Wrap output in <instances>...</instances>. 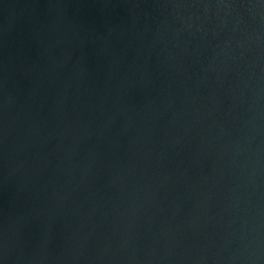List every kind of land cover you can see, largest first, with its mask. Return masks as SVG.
<instances>
[{"label": "water", "instance_id": "water-1", "mask_svg": "<svg viewBox=\"0 0 264 264\" xmlns=\"http://www.w3.org/2000/svg\"><path fill=\"white\" fill-rule=\"evenodd\" d=\"M0 264H264V0H0Z\"/></svg>", "mask_w": 264, "mask_h": 264}]
</instances>
